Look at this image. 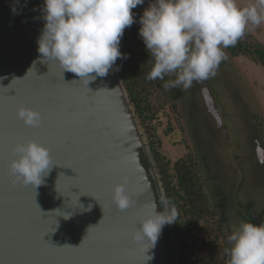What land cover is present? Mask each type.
<instances>
[{
    "label": "water",
    "instance_id": "obj_1",
    "mask_svg": "<svg viewBox=\"0 0 264 264\" xmlns=\"http://www.w3.org/2000/svg\"><path fill=\"white\" fill-rule=\"evenodd\" d=\"M43 5L0 0V264H173L171 224L154 247L131 239L148 205L162 210L164 189L115 65L86 84L42 62ZM202 93L221 126L206 86ZM20 106L40 111L41 125H24ZM28 139L48 147L57 164L36 188L9 170L13 147ZM122 176L136 200L123 212L111 201Z\"/></svg>",
    "mask_w": 264,
    "mask_h": 264
},
{
    "label": "clouds",
    "instance_id": "obj_2",
    "mask_svg": "<svg viewBox=\"0 0 264 264\" xmlns=\"http://www.w3.org/2000/svg\"><path fill=\"white\" fill-rule=\"evenodd\" d=\"M143 4L144 0H44L45 23L38 40L42 62H55L62 74L74 73L86 84L107 76L118 58H128L120 51V41L124 30L135 22L132 10ZM139 23V35L154 60L146 79L164 80L174 74L175 79L164 83L165 90H187L194 82L215 77L221 62L228 59L225 50L236 46L250 27L264 24V0L245 6L237 0H152ZM16 116L32 128L43 120L40 111L26 106L18 107ZM13 154L11 174L34 188L57 165L49 148L35 139L17 143ZM127 185L128 177L122 176L111 187V201L121 212L136 205ZM161 204V211L155 203L147 206L150 211L131 232L133 242L147 240L154 247L162 228L175 223V206L163 199ZM227 241L228 264H264V224L241 222Z\"/></svg>",
    "mask_w": 264,
    "mask_h": 264
},
{
    "label": "rangeland",
    "instance_id": "obj_3",
    "mask_svg": "<svg viewBox=\"0 0 264 264\" xmlns=\"http://www.w3.org/2000/svg\"><path fill=\"white\" fill-rule=\"evenodd\" d=\"M152 0L133 9L139 20ZM245 6L254 0H237ZM247 33L264 43V24L250 27ZM221 62L215 77L201 83L194 82L183 89L168 111L176 112L179 125L164 134L166 118L162 112L157 119L161 133V150L171 161L190 153L199 168L207 201L222 222L226 239L234 227L246 222V216L256 215L264 205V66L243 54H233ZM175 79L174 74L165 76ZM207 87L221 126L208 111L202 89ZM173 120V118H172ZM245 217V218H244ZM223 219V220H222ZM207 264H215L213 257Z\"/></svg>",
    "mask_w": 264,
    "mask_h": 264
},
{
    "label": "trees",
    "instance_id": "obj_4",
    "mask_svg": "<svg viewBox=\"0 0 264 264\" xmlns=\"http://www.w3.org/2000/svg\"><path fill=\"white\" fill-rule=\"evenodd\" d=\"M135 22L124 30L120 51L127 59L118 58L115 68L132 105L137 122L141 126L151 151V159L159 182L164 189V200L175 206L178 216L171 224L173 234L171 260L173 264H207L211 257L215 264H227L225 248L226 233L221 229V220L207 201L199 168L190 153L171 161L161 150L162 138L158 130L163 121L158 120L162 112L166 122L162 132L168 134L179 125L176 112L168 111L181 92L179 87L165 90L164 80L146 79L154 60L147 52ZM233 54H243L264 66V43L254 40L249 33L236 46L230 47ZM173 118V120H172ZM245 218V217H244ZM264 224V205L256 215L246 216V222ZM223 220V219H222Z\"/></svg>",
    "mask_w": 264,
    "mask_h": 264
},
{
    "label": "flooded vegetation",
    "instance_id": "obj_5",
    "mask_svg": "<svg viewBox=\"0 0 264 264\" xmlns=\"http://www.w3.org/2000/svg\"><path fill=\"white\" fill-rule=\"evenodd\" d=\"M250 220V219H249ZM226 242H227V240H226Z\"/></svg>",
    "mask_w": 264,
    "mask_h": 264
}]
</instances>
